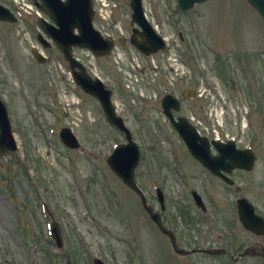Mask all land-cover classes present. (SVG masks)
<instances>
[{
  "label": "rangeland",
  "instance_id": "1",
  "mask_svg": "<svg viewBox=\"0 0 264 264\" xmlns=\"http://www.w3.org/2000/svg\"><path fill=\"white\" fill-rule=\"evenodd\" d=\"M106 1L113 0L96 1L95 25L128 36V0L114 7L115 20L108 19ZM144 1L170 49L151 58L132 50L136 64L145 70L136 67L138 77L127 72L125 53L115 58L125 52L119 44L118 52L106 59L97 60L85 50L76 54L114 88L113 99L143 153L138 184L148 191L150 202V177L151 184L166 190L170 211L186 233L180 245L224 247L237 255L259 240L241 227L237 230L236 197L246 196L264 212V21L246 0H209L186 11L177 0ZM35 47L37 28L28 18L0 21V94L19 148L0 154V264H94L97 256L106 264H264L260 257L236 260L202 252L169 258L166 236L106 161L124 136L103 119L93 98L76 104L79 96L57 48L44 49L49 60L42 64L32 55ZM180 58L186 60L185 68ZM115 59L120 60L117 67ZM188 70L191 74L172 83ZM187 88L197 89L198 95L182 99L181 113L193 117L202 132L234 136L241 146L256 150L253 170L234 171L240 189L207 177L161 113L158 95ZM68 124L76 127L81 147L69 148L60 139V129ZM173 152L181 161L173 159ZM180 175L205 193L209 220L198 214ZM52 216L62 224V249L49 234Z\"/></svg>",
  "mask_w": 264,
  "mask_h": 264
},
{
  "label": "water",
  "instance_id": "2",
  "mask_svg": "<svg viewBox=\"0 0 264 264\" xmlns=\"http://www.w3.org/2000/svg\"><path fill=\"white\" fill-rule=\"evenodd\" d=\"M202 0H180V3L184 8H188L194 5L195 2ZM252 2L258 10L264 15V0H249ZM132 4L135 9V13L133 14L134 20L138 21L145 29L146 35L148 38L156 35L153 33L148 21L143 12L141 0H133ZM41 8L47 10V12L61 25V29L57 31H53L44 25L45 29L54 36V38L59 43V46L64 51L66 57L70 60L73 67L79 66L80 63L76 61L71 55V45L73 44H81L87 45L95 50L99 54H104L109 51H106L107 48L111 47L112 42L110 39H103L98 31H96L92 26L93 19V11L91 7L90 0H50V2L46 5L41 6ZM0 17L3 19H12V16L8 13V11L2 6H0ZM46 24V22H45ZM78 27L81 29L82 34L76 35L74 33V28ZM84 31V33H83ZM160 38L157 39V44L160 42ZM139 46V45H138ZM145 48V47H144ZM102 49V50H100ZM158 47L155 46L152 51L157 50ZM149 52V51H147ZM37 57L42 60V57L36 54ZM75 78L82 84V86L92 94L101 95V100L103 107L105 109L108 118L118 125L120 128L124 129L129 137V144H123L117 147L113 155L109 157V163L111 167L114 169L116 173L123 179V181L133 189H135L141 196L144 198L142 191L137 187L135 182V168L140 159L139 149L136 146L135 142L132 141L131 135L122 123V120L117 117L114 106L111 102V92L106 89L102 83L97 79L95 82L91 81L92 79L86 72H76ZM166 99L167 103H166ZM169 99H172L173 102H178L176 98L173 96H167L164 101L165 105L168 106ZM176 105V104H175ZM177 107V105H176ZM180 120L184 123H180L177 127L182 132L184 137L186 138L188 144H190L192 152L198 156L205 164L211 167L215 172L218 170L217 162H225L226 159L223 157H210L209 151L207 149L203 150V147L199 142V137L195 131V129L190 126V124L186 121L185 118H180ZM0 153H6L12 149L16 148V144L11 132V126L9 122V117L7 113L6 106L4 102L0 99ZM63 135L68 142L74 141V137L67 131H63ZM215 143V142H214ZM202 144H204L205 148H207V141L205 138H202ZM216 146L221 150L222 153L225 152V145H219L215 143ZM234 145V143H232ZM236 153H241L240 156H234L238 163V166L246 167L248 169L252 168V163L254 160V154L251 150H234ZM240 210V219L244 223V225L257 233H262L264 231V219L260 216H257L254 213V207L250 204L247 199L239 200V208ZM158 223H160V218L158 216L155 217ZM263 225V228L258 227ZM60 245L62 244V240L60 236H56ZM182 251V250H180ZM213 252H219L220 250H208ZM253 253V250L247 249L246 253ZM97 264H101L99 260H97Z\"/></svg>",
  "mask_w": 264,
  "mask_h": 264
},
{
  "label": "flooded vegetation",
  "instance_id": "3",
  "mask_svg": "<svg viewBox=\"0 0 264 264\" xmlns=\"http://www.w3.org/2000/svg\"><path fill=\"white\" fill-rule=\"evenodd\" d=\"M148 199L150 198L148 197ZM168 202L169 200L167 201L166 205L161 211L164 224L167 226V228H170L176 236H186V233L183 230V228H180L178 226V222L175 221V214L172 211H170ZM177 218H179V216H177ZM169 234H163V235L170 236Z\"/></svg>",
  "mask_w": 264,
  "mask_h": 264
},
{
  "label": "bare ground",
  "instance_id": "4",
  "mask_svg": "<svg viewBox=\"0 0 264 264\" xmlns=\"http://www.w3.org/2000/svg\"><path fill=\"white\" fill-rule=\"evenodd\" d=\"M0 211H2V210H0Z\"/></svg>",
  "mask_w": 264,
  "mask_h": 264
}]
</instances>
